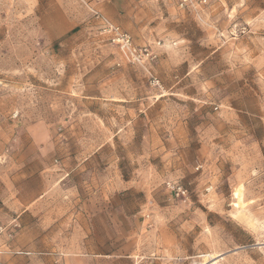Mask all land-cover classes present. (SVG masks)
Listing matches in <instances>:
<instances>
[{
    "label": "rangeland",
    "instance_id": "obj_1",
    "mask_svg": "<svg viewBox=\"0 0 264 264\" xmlns=\"http://www.w3.org/2000/svg\"><path fill=\"white\" fill-rule=\"evenodd\" d=\"M207 256L264 264V0H0V264Z\"/></svg>",
    "mask_w": 264,
    "mask_h": 264
},
{
    "label": "built area",
    "instance_id": "obj_2",
    "mask_svg": "<svg viewBox=\"0 0 264 264\" xmlns=\"http://www.w3.org/2000/svg\"><path fill=\"white\" fill-rule=\"evenodd\" d=\"M80 1H81V2H85V0H80ZM111 30L114 31V34H117V35H118V39H119V41H120L123 45H125V46H127V47H130V46H131V44H130V39H129V37H128L127 35H125V34H121V33L118 31L117 28H113V29H111Z\"/></svg>",
    "mask_w": 264,
    "mask_h": 264
},
{
    "label": "bare ground",
    "instance_id": "obj_3",
    "mask_svg": "<svg viewBox=\"0 0 264 264\" xmlns=\"http://www.w3.org/2000/svg\"><path fill=\"white\" fill-rule=\"evenodd\" d=\"M234 198L237 199L238 201L240 200V191H239V189L234 192ZM239 204H240V202H239ZM237 206H238V204L234 203V207H237ZM207 257L210 260H207V261H205V262H203L201 264H206L207 262H208V264H215L217 262V256L212 257V258H210V256H207ZM205 259H206V257H205ZM219 259H221V258H219Z\"/></svg>",
    "mask_w": 264,
    "mask_h": 264
}]
</instances>
